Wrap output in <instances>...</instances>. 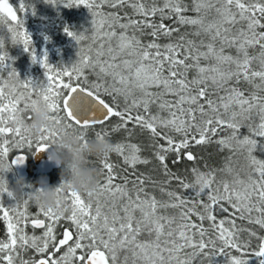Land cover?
Listing matches in <instances>:
<instances>
[{"label":"snow or ice","instance_id":"snow-or-ice-1","mask_svg":"<svg viewBox=\"0 0 264 264\" xmlns=\"http://www.w3.org/2000/svg\"><path fill=\"white\" fill-rule=\"evenodd\" d=\"M45 3L86 7L92 17V43L87 51L79 50V59L70 69L54 72L46 57L41 58L46 82L24 81L20 88L25 91L7 81L0 83V173L24 163L25 157L17 155L3 167L10 149L25 144L31 149L35 143V151L44 152L46 142L56 135L54 129L42 130L43 134L33 140L28 132L27 121L42 101L55 126L78 130L85 141L89 128L104 125L111 117L120 121L113 131L124 128L131 136L129 124L147 131L152 157L158 162L153 170H159L165 179L152 181L143 173L132 180L120 177L106 156L101 161L104 183H98L95 192H87V200L69 191L65 199H70L71 212L66 209L57 215L38 206V212L32 214L31 197L23 205H6L5 197L14 198L0 176V220L6 225V238L0 239V264H193L197 257L211 264L215 256H223L225 264H264V235L236 225L237 219L246 220L264 229V161L252 155L256 139L239 137V129L247 123L254 136L264 138V0ZM19 7L26 10L23 2ZM9 19L17 28H24L8 0H0V24ZM7 31L12 42L22 44L36 63L26 32L11 24ZM65 32L78 45L88 39L84 33L67 28ZM3 49L4 40L0 39V69L9 59ZM87 70L97 77L95 82L88 80ZM14 78L19 82L11 69L8 79ZM242 83L251 86L247 95ZM133 90L140 95L135 96ZM105 95L112 97L111 104ZM254 117L259 118L258 124ZM221 130H231L214 141L222 149L233 153L246 150L245 178L236 173L232 180L217 181L215 169L193 167L194 179L187 181L171 170L170 157L173 164L180 163L182 157L193 161L195 156L188 149L213 142ZM107 134L96 132V138ZM141 151L134 143H116L112 152L120 155L133 169L130 175H135L137 165L152 162L142 157ZM223 171L233 173L230 165ZM118 179L123 183H117ZM173 180L182 191L171 187ZM146 181L158 183L167 199L150 195L145 190ZM167 209L175 214H164L162 210ZM216 211L233 218L218 219ZM62 220L67 224L57 233ZM205 221L209 222L207 228ZM29 224L42 233L29 235ZM144 233L147 238L142 240ZM242 233H247V239ZM252 238L257 241L255 247ZM29 249L36 255L24 259L21 252Z\"/></svg>","mask_w":264,"mask_h":264},{"label":"trees","instance_id":"trees-1","mask_svg":"<svg viewBox=\"0 0 264 264\" xmlns=\"http://www.w3.org/2000/svg\"><path fill=\"white\" fill-rule=\"evenodd\" d=\"M9 4L13 7L14 11L17 14L18 20H22L24 24L23 29L17 28L15 22L8 20L7 24H0V39L4 40V49L3 51L8 54L9 59L6 61L5 67L9 69V67L18 66L19 71L15 70L17 73L19 80L20 75L27 74L25 78L26 81H34L38 84L42 83V76L44 75V69L39 70L37 72L31 70V72H27L24 66L29 65L28 62L31 63L32 68L36 67V64L32 62L31 57L28 52H26L23 48L22 44H15L11 40V33L7 31V27L11 24L17 31H25L28 36H33L30 40H34L38 43V48L41 49L43 46V55L46 57L47 63L50 67L53 68L55 71H60L63 68H71V65L75 63L79 56L77 53L81 48L87 50L88 46L91 45V35H92V25H91V13L86 7L79 6V7H64L63 4L52 5L45 3V0H8ZM23 2L25 4V11L20 10V3ZM107 10V9H106ZM130 11V10H129ZM122 14V13H121ZM189 15H193V13H189ZM166 23H169L166 21ZM65 28L69 31H72L76 34L84 33L88 39L82 41L79 45L71 39L67 33L65 32ZM119 31V30H117ZM148 39V38H145ZM166 41L162 40L161 43ZM113 46H115L116 41L113 40ZM33 50V54L39 53V51H35L33 46H30ZM85 50V51H86ZM234 54V50H228ZM252 50H250L251 52ZM94 55V53H93ZM107 58V57H105ZM41 67V66H40ZM4 68L5 70H7ZM9 71V70H8ZM1 75L5 74L4 71L0 70ZM33 75V77H32ZM87 77L90 82H95L97 77L91 73L90 70H87ZM30 78V79H29ZM67 81V77L63 78ZM16 83H20L22 81L17 82L14 78ZM75 83V81H73ZM88 85H85L87 87ZM241 89L247 90L246 95L249 91H251V86L245 83L240 85ZM19 91H25L23 88H20ZM65 91L66 90H62ZM133 94L135 96H139L140 93L138 90H133ZM223 95V93H221ZM106 102L112 103V97L105 95L103 97ZM119 99V105L121 108L124 107L123 98ZM153 112L156 111L155 107H153ZM255 123H259V118L254 117ZM31 120H29L30 123ZM120 123L119 118L111 117L108 119L104 125H95L94 128H89L86 133L87 140H93L96 138V132H104L107 131V135L104 138L110 140V142L115 145L116 143H134L137 144L141 148L140 155L142 157H148L152 162L148 165L139 164L136 166L135 175H130L133 172L132 168H129L127 165L124 164L123 158L115 152H112L108 155V161L113 163L116 167L114 168V172L118 174V176H128L130 180L135 179L136 175L143 173L145 176H150L152 181H161L164 180L165 177L161 174L159 170H153L157 167V163L154 158L152 157V148L150 147V136L147 131L141 130L139 127L133 128L132 124L127 126L128 129H132V135L129 136L128 132L124 128H119L116 131H113L114 128ZM231 130H221L218 131L217 135L212 138L213 142L205 144V145H193L188 149L191 151L195 159L193 161H188L186 158H181L180 163L173 164L172 157L169 158L168 164L171 170L181 177L186 178L187 181H192L194 179L192 174V168L196 167L201 171H208L209 169H215V175L217 181L222 179L232 180L233 176L236 173L240 174V178H245V166L247 161L245 159L247 153L246 150L241 149L235 153H233L228 148H221L220 145L215 143L214 141L226 137L230 134ZM252 132L247 123L239 129V137L243 139V137L248 136L250 138L256 139V148L253 151L252 155L261 161H264V142L263 138L256 137L254 135H250ZM35 140V139H33ZM163 143V141H160ZM35 144L33 143V146ZM28 147L26 144L20 149H10V154L23 150L24 148ZM104 159V158H103ZM103 159H95L92 158L90 160V167L95 168L99 172L98 181L99 184H103L105 180V174L101 172L102 164L101 161ZM233 169V173L229 174L223 169L226 166H229ZM126 169V171H125ZM117 183H123L122 180L118 179ZM216 185H214L215 187ZM131 187V184H129ZM160 185L158 183L153 184L151 182H147L145 184V190L150 194L154 195L157 199L166 200L167 197L163 196L159 191ZM172 188H175L177 191H182L178 187V182L173 180L172 181ZM84 199H88L86 192L79 193ZM190 194V193H186ZM194 195V194H192ZM206 199V197H205ZM68 212H71L70 205L68 204ZM38 208L35 204H33L30 209ZM164 214L167 215H174L175 210L167 209L162 210ZM217 215L218 219H232L230 214L227 212L216 211L214 213ZM43 218V217H41ZM196 218L193 217V220ZM0 224L3 225V222ZM67 224V221H60V225L57 227V233L62 232L64 226ZM237 227H244L247 229L255 230L258 235H264V229H261L258 225L249 224L246 220H236ZM204 226L207 228L209 227V222L205 221ZM33 232L36 235H40L43 230H33L30 226L26 228V232ZM29 234V233H28ZM210 234L214 235L215 233L210 229ZM31 235V234H29ZM243 238L247 239V233H242ZM6 238V229H2L0 232V239ZM147 234L144 233L141 236V239H146ZM205 239L207 240L208 237L206 236ZM219 244V242H217ZM257 241L255 238H252V245L255 247ZM63 251V249H62ZM186 251H191L188 249ZM231 251V250H229ZM233 255H239L238 253L232 252ZM21 255L24 259H29L36 254L34 250L29 249L27 252H21ZM60 255V253H58ZM183 255V253H182ZM19 264V261L17 262ZM193 264H207V260L204 257H197L193 260ZM211 264H225V258L223 256H215L211 260Z\"/></svg>","mask_w":264,"mask_h":264},{"label":"clouds","instance_id":"clouds-1","mask_svg":"<svg viewBox=\"0 0 264 264\" xmlns=\"http://www.w3.org/2000/svg\"><path fill=\"white\" fill-rule=\"evenodd\" d=\"M53 129L56 135L46 142L47 156L48 161L60 169L58 186H49L47 178L41 177L36 182L38 186L32 190V185L26 184L23 176L15 177L14 184H7L16 203L31 197L36 206L60 215L69 208L63 195L65 192L96 191L99 172L89 166L90 160L108 156L113 151V144L106 138L85 141L81 139L78 130L65 128L63 125L55 126L49 118L47 107L43 103L39 104L32 113L29 134L37 139L43 134L42 130ZM3 167L8 165L4 164Z\"/></svg>","mask_w":264,"mask_h":264},{"label":"flooded vegetation","instance_id":"flooded-vegetation-1","mask_svg":"<svg viewBox=\"0 0 264 264\" xmlns=\"http://www.w3.org/2000/svg\"><path fill=\"white\" fill-rule=\"evenodd\" d=\"M35 147L36 145L32 146L31 149L26 147L23 150L11 153L9 154L8 159L3 161L4 164H7L10 160L15 159L17 155H23L25 157L24 163L19 166H13L11 169L12 176L5 179L9 185L15 183V177L23 176L25 178L26 184L32 185V190H34L35 187L38 186L36 182L41 177L47 178L49 186H52V187L58 186L59 177L57 178L56 175L60 173V169L54 167L48 161L47 150L44 152H36ZM28 190L29 189H25V191H28ZM8 199L9 198H6L4 201H8ZM9 200L13 201L11 199ZM20 204H23V202H20ZM37 210L38 208H33V209H30V212L32 214H35L38 212ZM1 222L3 221L0 220V223ZM2 229H6V225L4 223L3 225L0 224V232ZM36 230H40V229H36ZM28 233L32 234L30 231Z\"/></svg>","mask_w":264,"mask_h":264},{"label":"rangeland","instance_id":"rangeland-1","mask_svg":"<svg viewBox=\"0 0 264 264\" xmlns=\"http://www.w3.org/2000/svg\"><path fill=\"white\" fill-rule=\"evenodd\" d=\"M30 38H33V36H29ZM31 46H33L34 47V50L35 51H39V53H35L34 55L36 56V58H37V62L35 63L36 64V67H34V68H32V67H30V66H32L31 65V63L30 62H28V64L29 65H26V66H24V68L22 69V70H26L27 72H31V70L32 69H34L33 71H35V72H37V71H39V70H42V68L40 67V64H39V60L41 59V58H44L45 56L43 55V46H41V49H39L37 46H38V43L36 42V41H34V40H32L31 39ZM86 50V49H85ZM87 51V50H86ZM32 60V59H31ZM7 67H9V69L8 68H6V67H4V68H6L7 70H5L4 68L3 69H0L1 71H4L5 72V74L2 76L1 74L2 73H0V78H3V80L2 81H0V83H2L3 81H7V83H8V85L9 86H13V85H15L18 89H20V85L21 84H23V82L24 81H26L27 79L25 78V76L27 75V74H22V75H20V80L19 81H22V82H20L19 84L18 83H16L15 81H14V79H11V80H9L8 79V70L10 71L11 69H14V70H17V71H19V70H21V69H19L18 68V66H15V67H10V66H7ZM32 77H33V75H32ZM30 79V78H29ZM34 84H38V83H36V82H34V81H32ZM43 82H46V77L43 75L42 76V83ZM6 91H8V89H5ZM35 98V97H34ZM43 102L41 101V104H42ZM27 115V114H26ZM28 123H29V121H27ZM30 123H31V121H30ZM29 123V124H30ZM250 135H253V133L252 132H250ZM263 142H264V138H263ZM11 171H9V172H5V173H1L0 174V176H2L4 179H7V178H9V177H11L12 175H11ZM56 177L58 178L59 177V174H57L56 175ZM69 192V191H68ZM67 192H65L63 195H64V197L66 198V196H67ZM7 197H5V199H6ZM4 199V200H5ZM65 201H66V203L67 204H69L70 205V199L69 200H66L65 199ZM4 203L6 204V205H8V206H13V205H15L16 204V202L15 201H10L9 199H8V201H4ZM21 205H23V204H21ZM71 208V207H70ZM38 211V210H37Z\"/></svg>","mask_w":264,"mask_h":264}]
</instances>
